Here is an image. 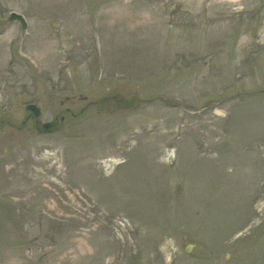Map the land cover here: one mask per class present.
<instances>
[{
  "label": "rangeland",
  "instance_id": "374dc122",
  "mask_svg": "<svg viewBox=\"0 0 264 264\" xmlns=\"http://www.w3.org/2000/svg\"><path fill=\"white\" fill-rule=\"evenodd\" d=\"M263 212L264 0H0V264H264Z\"/></svg>",
  "mask_w": 264,
  "mask_h": 264
},
{
  "label": "bare ground",
  "instance_id": "6f19581e",
  "mask_svg": "<svg viewBox=\"0 0 264 264\" xmlns=\"http://www.w3.org/2000/svg\"><path fill=\"white\" fill-rule=\"evenodd\" d=\"M216 112H218V113H223L224 111H221V110H217ZM194 141H195V139H194ZM102 141H100V143H101ZM123 142H125V140L123 141ZM188 153H191V152H189V151H187ZM174 156V152L171 150V151H168L167 153H166V157H167V159H171L172 157ZM42 159L41 158H38L37 157V159H36V161L37 162H40L41 160H46V159H52L53 157H55V153H52V152H49V151H45L44 153H43V155H42ZM62 159H59V160H57V162L56 161H54V165H55V163H59V161H61ZM255 160H257V158H255ZM103 163V165L106 167V169H114L113 167H114V165H116V164H118V163H120V160H117V159H111V160H105V161H103L102 162ZM54 165H52L51 167H50V169H48L47 171H46V175H47V173L49 174V173H53V174H55L54 173V168H55V166ZM61 166H62V164H61ZM59 170L60 171H58V173H57V175H59L60 176V179H57V178H52V180L53 181H58V180H60L59 182H57L58 184H60L61 186H63V183L64 182H62V181H64V177H62V175L63 174H65V170L63 169V168H61V167H59ZM38 172H40V171H38ZM38 174V173H37ZM193 182V186H192V189H193V191H196L197 189H199L200 187L201 188H205V182H195V181H192ZM199 183V184H198ZM238 184H232L233 186H231V189H232V187H238V190L239 191H237L236 193H239V194H241L242 192H246V186H247V183H243V182H241L240 180L237 182ZM198 184V185H197ZM229 190H230V187H229ZM240 191H241V193H240ZM195 194L193 193V197H191L192 199H194L195 198Z\"/></svg>",
  "mask_w": 264,
  "mask_h": 264
},
{
  "label": "water",
  "instance_id": "95a60500",
  "mask_svg": "<svg viewBox=\"0 0 264 264\" xmlns=\"http://www.w3.org/2000/svg\"><path fill=\"white\" fill-rule=\"evenodd\" d=\"M20 17H21V16H19V15H17V14L14 13V14L10 17V19H11V20L20 19ZM28 109H32V110H34L36 115H38L39 112H40L39 108H38L37 106H35L34 104H30V105H28ZM48 126H49V124L46 123V124H45V127H48Z\"/></svg>",
  "mask_w": 264,
  "mask_h": 264
},
{
  "label": "flooded vegetation",
  "instance_id": "af4514ba",
  "mask_svg": "<svg viewBox=\"0 0 264 264\" xmlns=\"http://www.w3.org/2000/svg\"><path fill=\"white\" fill-rule=\"evenodd\" d=\"M64 117V116H63ZM53 123V125L55 124V122H52ZM53 125H52V127H53Z\"/></svg>",
  "mask_w": 264,
  "mask_h": 264
}]
</instances>
